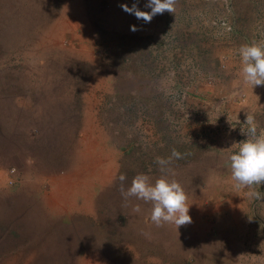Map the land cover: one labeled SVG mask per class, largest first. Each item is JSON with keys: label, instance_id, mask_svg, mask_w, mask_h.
I'll return each mask as SVG.
<instances>
[{"label": "rangeland", "instance_id": "rangeland-1", "mask_svg": "<svg viewBox=\"0 0 264 264\" xmlns=\"http://www.w3.org/2000/svg\"><path fill=\"white\" fill-rule=\"evenodd\" d=\"M146 3L0 0V264H264V183L228 160L246 116L264 131L238 54L264 46V0L121 7ZM173 149L191 222L157 227L117 177L154 182Z\"/></svg>", "mask_w": 264, "mask_h": 264}, {"label": "clouds", "instance_id": "clouds-1", "mask_svg": "<svg viewBox=\"0 0 264 264\" xmlns=\"http://www.w3.org/2000/svg\"><path fill=\"white\" fill-rule=\"evenodd\" d=\"M175 4L176 0H147L145 8L150 11L140 10L135 4L131 8L127 5L121 7L137 19L150 23L158 14L173 13ZM130 30L136 31L137 28L131 26ZM238 54L241 58L242 82L251 88L264 85V46L257 43L245 44L239 48ZM246 122L249 125L250 138L240 141L238 150L228 157L231 179L239 189H251L253 185L264 183V131L257 134V126L252 115L246 116ZM173 158H182L181 153L173 149L167 159L156 157L155 162L164 175L156 178L154 182L143 173L136 174L130 186L127 185L126 174H119L117 177L118 190L122 198L127 200L135 197L152 205L150 219L157 227L175 224L178 228L191 222L187 197L181 184L175 179L168 178L169 174L174 175L168 167ZM247 195L250 198L264 199V193L260 191L252 190ZM134 211H140L139 205L135 206Z\"/></svg>", "mask_w": 264, "mask_h": 264}]
</instances>
